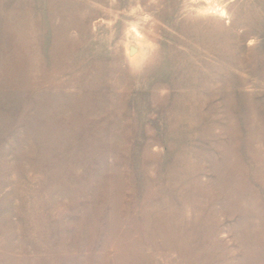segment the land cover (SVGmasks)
I'll return each mask as SVG.
<instances>
[{"label":"rangeland","instance_id":"1","mask_svg":"<svg viewBox=\"0 0 264 264\" xmlns=\"http://www.w3.org/2000/svg\"><path fill=\"white\" fill-rule=\"evenodd\" d=\"M0 264H264V0H0Z\"/></svg>","mask_w":264,"mask_h":264},{"label":"bare ground","instance_id":"2","mask_svg":"<svg viewBox=\"0 0 264 264\" xmlns=\"http://www.w3.org/2000/svg\"><path fill=\"white\" fill-rule=\"evenodd\" d=\"M220 12H222V14H226V11L223 8L220 10ZM135 31L138 35H141L140 31L137 28H135ZM135 52L136 50L132 49L130 54H134Z\"/></svg>","mask_w":264,"mask_h":264}]
</instances>
